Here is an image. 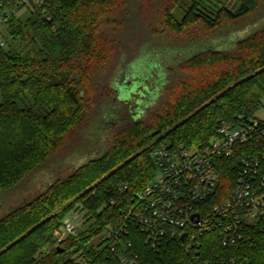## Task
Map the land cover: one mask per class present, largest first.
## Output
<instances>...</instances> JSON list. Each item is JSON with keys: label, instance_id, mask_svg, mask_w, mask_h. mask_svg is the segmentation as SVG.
Returning a JSON list of instances; mask_svg holds the SVG:
<instances>
[{"label": "trees", "instance_id": "obj_1", "mask_svg": "<svg viewBox=\"0 0 264 264\" xmlns=\"http://www.w3.org/2000/svg\"><path fill=\"white\" fill-rule=\"evenodd\" d=\"M19 1L0 0V16L11 14L0 29V202L53 167L87 160L0 218V264H120L112 239L95 240L124 227V212L155 180V149L202 148L221 125L264 109V0H236L238 12L219 0H192L182 21L174 11L183 0ZM142 57L163 59L161 101L143 118L124 120L114 87L134 82L132 64ZM25 98L31 106L22 108ZM243 151L264 153V138ZM234 161L222 163V198L209 203L228 197ZM72 211L85 213L83 229L58 243ZM204 240L208 252L264 264V219L230 250L212 235ZM128 241L143 264L189 260L180 238L160 254L138 231Z\"/></svg>", "mask_w": 264, "mask_h": 264}, {"label": "built area", "instance_id": "obj_2", "mask_svg": "<svg viewBox=\"0 0 264 264\" xmlns=\"http://www.w3.org/2000/svg\"><path fill=\"white\" fill-rule=\"evenodd\" d=\"M28 3L29 0H20L19 6ZM39 3L44 4L43 0ZM10 16H0V29ZM0 45H4L1 38ZM260 138H264V120L256 117L221 125L202 148H156L153 158L161 176L124 212V227L109 232L113 240L111 251L121 250L120 264H143L133 241L122 244V238L133 231L142 234L148 250L158 254L177 238L185 241L187 264H250L215 248L206 251L204 239L212 235L218 248L230 250L244 239L249 226L264 219V153L253 157L243 151ZM229 160H235L237 178L228 197L211 204L212 198H222L220 168ZM80 225L68 216L58 233V243L76 236Z\"/></svg>", "mask_w": 264, "mask_h": 264}, {"label": "rangeland", "instance_id": "obj_3", "mask_svg": "<svg viewBox=\"0 0 264 264\" xmlns=\"http://www.w3.org/2000/svg\"><path fill=\"white\" fill-rule=\"evenodd\" d=\"M192 0H183L180 7H178L174 11V16L178 21H182L185 16V9L191 5ZM221 5H224L232 12H238L240 9V5L236 0H219ZM211 3L214 4L213 1ZM259 24L253 26V28H248L245 31H240L238 33L233 34V39H244L247 35H250L252 29H259ZM219 42H214V44H218ZM233 47V46H232ZM231 47V48H232ZM126 57L125 62L123 63L124 67L129 65V60ZM163 59L142 57L138 60L134 61L132 64L133 76H130L134 80L132 81L126 80V84H131L114 87V89L120 90V96L117 97L118 106L115 109L116 114L120 115L121 117L135 118L136 120L143 118L147 107L155 106L161 101V85L164 81L162 77V70L159 68V62H162ZM2 102V97L0 94V103ZM20 107L24 108L26 106H31L30 99H23V101L19 102ZM145 105V107H144ZM257 117L259 119L264 120V109L261 110ZM100 149L98 148L97 151ZM95 157V156H93ZM87 158L78 159L72 158L68 160L64 165H62L61 170L58 172L56 167L48 170V175L44 178L37 179V183L29 182L26 183L22 188L15 190L5 197L0 202V218L4 217L8 214L12 209L20 206L22 203L26 202L29 199L35 198L40 193L44 192L46 188L56 182L59 179H65L67 176L71 175L75 170L79 167L77 165L83 164ZM161 176V171L158 166L155 164V179ZM85 213L80 211H72L69 214V218H71L72 222L76 225L82 224L85 220L83 219ZM81 228V229H80ZM80 230L83 229L82 225H80ZM109 237V230H107L104 234L98 237L95 240V245L100 244L102 241L107 240ZM79 261V258L76 256H72Z\"/></svg>", "mask_w": 264, "mask_h": 264}, {"label": "water", "instance_id": "obj_4", "mask_svg": "<svg viewBox=\"0 0 264 264\" xmlns=\"http://www.w3.org/2000/svg\"><path fill=\"white\" fill-rule=\"evenodd\" d=\"M198 217V216H197ZM183 238H184V236H183Z\"/></svg>", "mask_w": 264, "mask_h": 264}]
</instances>
